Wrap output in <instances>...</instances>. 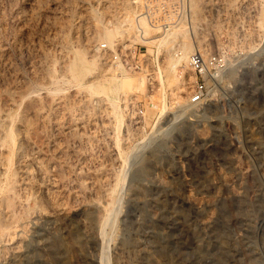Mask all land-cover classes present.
Listing matches in <instances>:
<instances>
[{"label":"rangeland","instance_id":"1","mask_svg":"<svg viewBox=\"0 0 264 264\" xmlns=\"http://www.w3.org/2000/svg\"><path fill=\"white\" fill-rule=\"evenodd\" d=\"M210 3L161 37L144 16L138 37L131 14L115 50L99 48L74 75L75 52H95V18L112 26L131 0H0V187L11 185L0 192V264H264V0H218L226 19L203 17ZM236 34L241 57L190 103L194 78L178 69V85L166 59L184 42L215 48ZM135 42L147 46L141 66H123L132 82L111 104L90 85L119 73L109 54ZM144 94L168 106L157 121ZM122 242L135 245L128 263Z\"/></svg>","mask_w":264,"mask_h":264},{"label":"built area","instance_id":"2","mask_svg":"<svg viewBox=\"0 0 264 264\" xmlns=\"http://www.w3.org/2000/svg\"><path fill=\"white\" fill-rule=\"evenodd\" d=\"M214 1L215 4H212ZM211 2L205 8H203V13L201 14L205 18H220L226 19L229 14L225 6L218 3V0H207ZM131 4L137 13V27L136 34L138 37H144L143 28L138 20L139 16H144L148 23L155 30L154 35L156 37H161L166 33L172 25L180 22L187 21L191 22L193 18L191 15L190 2L189 0H131ZM197 19L194 17V23ZM238 36V38H237ZM244 39V37H243ZM244 41H242V35L236 34V36L231 37V39L224 40L221 44H213L203 46L202 49L192 52L187 59V69L192 73L194 78L189 84L188 90V100L190 103H198L204 100L208 93L210 85L214 81L218 80L223 72L227 71L233 65V62L237 61L242 54L244 49ZM100 49L105 51L108 49V45L105 42L100 44ZM144 49L147 50V46L135 42L132 47L123 49L119 44L116 46V51L109 54L107 58V63L115 68L118 65H123L126 67H136L141 66L139 62V57L136 53ZM132 53L134 57L132 58ZM138 53V54H139ZM155 54L151 55V58H155ZM160 57V56H159ZM131 115L134 113V119L137 121L143 116V110L141 108H136L134 111L131 110Z\"/></svg>","mask_w":264,"mask_h":264},{"label":"bare ground","instance_id":"3","mask_svg":"<svg viewBox=\"0 0 264 264\" xmlns=\"http://www.w3.org/2000/svg\"><path fill=\"white\" fill-rule=\"evenodd\" d=\"M189 2H190V9H191V13H193L194 15L196 14V13H198V10H199V6H200V0H189ZM119 8V7H118ZM120 11H121V15H122V19H118L117 20V22L118 23H116V24H113V22H112V26H109V25H105V24H107V23H103V21L102 20H100V17H96L95 18V29H96V36L94 37V41H96V44L94 45V54L92 55V59H89V60H86L87 58L85 57V53L84 52H75V57H74V59L72 60V62L69 64V67L68 68H70V71L72 72V74H74V75H78L79 73H81L83 70H85V69H90V67H92V66H94L93 65V63L92 62H94L95 63V61H97L98 60V58H100V56H102V54H101V52L99 51V48H100V44L102 43V42H105L108 46H109V48L112 50H115V47H114V42H115V40H118V39H115L116 37H117V35H120L121 36V34H124L123 32H124V30L126 29V28H130V27H133L134 26V18L132 19V18H130V15L131 14H135V16H138L140 13H137L134 9H132L131 7H130V5L129 6H123V7H121L120 9H118L117 10V12L118 13H120ZM124 11V12H123ZM193 14H192V16H193ZM94 15V14H93ZM118 18V17H117ZM143 22H144V24H146V21H144V20H142ZM94 22H93V24H94ZM186 23V21H184V22H178V23H176V24H174V25H172L171 26V28L170 29H177V28H181V27H183V25ZM141 24V23H140ZM147 25H148V23H147ZM149 26V28H150V25H148ZM152 27V26H151ZM147 28V27H146ZM189 28H191V24H190V26H189ZM132 29V28H131ZM169 29V30H170ZM193 29H195V28H193ZM128 30V29H127ZM125 37V36H124ZM131 38V37H130ZM115 39V40H114ZM161 39V38H160ZM97 41H100L99 43V45L97 44ZM160 41V40H159ZM183 42V41H182ZM160 46V45H159ZM157 47V46H156ZM176 49V48H175ZM198 50V46L196 45V44H192V43H190V42H184V43H182L181 45H179V48H178V50L176 51V53H172L171 55H169V57H168V59H166V63H167V65H166V68H167V70L169 69L170 71H171V73H172V76L175 78V80H176V82H177V84L178 85H180L182 82H181V79H178L177 78V76H176V72H177V70L179 69L180 70V74H181V76L180 77H183L184 78V75H185V73H188L189 75L191 74V76H192V73L189 71V69H187L188 67H187V59H188V56L192 53V52H194V51H197ZM158 51V50H157ZM96 55H97V57H96ZM71 61V60H70ZM96 64V63H95ZM114 67V66H113ZM118 68H119V70H120V72L118 73L117 72V74H115V75H113V76H111L108 80H102V79H100V78H98V77H96L93 81H92V83H91V87L92 88H100L101 90H103L104 92H106L107 93V96L108 97H110L111 99L113 98V94L117 91V90H120L124 85H126V84H130L131 82H132V78H130L129 76L130 75H128L126 72V69H125V67H123V65H118L117 66ZM97 68V67H96ZM117 69V68H116ZM115 70V69H114ZM158 78H159V81H160V85H161V89H163L164 90V86H165V82H166V79H165V77H164V74H163V71H162V69H161V66L159 65L158 66ZM115 72V71H114ZM168 72V71H167ZM130 74V73H129ZM184 74V75H183ZM187 74V75H188ZM143 78V77H142ZM188 78V77H187ZM179 82V83H178ZM175 84V83H174ZM132 85V84H131ZM177 85V88L178 89H180L181 87V85L180 86H178ZM174 87H175V85H174ZM173 87V88H174ZM124 88H125V86H124ZM142 88H143V85H142V82L140 81V79H138L137 81H135V84H134V86H133V89L135 90V91H141L142 90ZM175 90H176V88H175ZM175 90H173V92L175 91ZM177 91V90H176ZM175 94H177V92L175 93ZM179 94V93H178ZM148 95V94H147ZM146 94H144L143 96H144V98H146V103H147V105L149 106V105H154L155 107H156V112H157V116H156V121H157V118L159 119L164 113H165V110L168 108V106L166 105V103H165V101L164 100H159V101H154V98L152 97V96H147ZM173 96H175V95H173ZM176 97H178V95L176 96ZM114 103V100L112 99L111 100V104H113ZM115 105V104H114ZM117 107V106H116ZM119 109V108H118ZM121 110H117V114L115 115V119H116V123L120 126V124L123 122V115L121 114V112H120ZM155 122V121H154ZM153 125V124H152ZM11 128V127H10ZM153 128V127H152ZM13 129V128H12ZM11 129V130H12ZM10 130V131H11ZM17 133V132H16ZM13 136L14 135H12V132H10L9 133V137H10V139H12V140H14L13 139ZM7 138V137H6ZM1 141V140H0ZM14 142H15V140H14ZM10 143V142H9ZM13 144V143H12ZM14 145V144H13ZM6 146V145H5ZM10 147V146H9ZM12 153V152H11ZM3 154V153H2ZM5 156V155H4ZM3 156V157H4ZM11 156V155H10ZM8 157H9V155H8ZM10 158V157H9ZM8 158V159H9ZM4 159V158H3ZM4 161V160H3ZM9 161H10V159H9ZM11 163V162H10ZM13 163V162H12ZM9 164V163H8ZM4 166V165H3ZM7 167H10V165H8ZM10 169V168H9ZM16 171V170H15ZM10 172V171H9ZM11 173V172H10ZM10 176L12 175V174H9ZM7 176V175H6ZM9 176V177H10ZM8 177V178H9ZM10 179V178H9ZM11 183V182H10ZM7 184L8 183H6V185H4V187H0V192H4L5 190H6V188H7ZM9 185V184H8ZM9 186H11V185H9ZM7 192V191H6ZM141 193V192H140ZM11 196V195H10ZM9 197V196H8ZM10 198L11 197H9L8 199H7V206L9 207V205H11V207H12V205L13 204H11L10 203ZM3 200V199H2ZM1 203H0V206L2 205V202H5L4 200L3 201H0ZM5 206V205H4ZM114 207V205H110L109 206V212H112L113 213V210H112V208ZM6 207V206H5ZM108 207V206H107ZM9 209V208H8ZM14 209H15V207H14ZM15 211V210H14ZM15 213V212H14ZM14 213H12V214H14ZM111 214V213H110ZM14 215H16V213L14 214ZM14 215H12V216H14ZM2 216V215H1ZM1 216H0V228H3V225L5 224V223H3L2 222V219H1ZM109 217V216H108ZM109 218L106 220V221H104V225L106 224V223H108L109 221ZM6 227V226H5ZM7 228V227H6ZM100 235L101 236H103V234H102V231L100 232ZM103 239H104V237H103ZM73 250L74 249H69V253H71V254H74V252H73ZM129 250H132V251H135V245H134V243L133 242H122L121 243V246H120V256H121V258L123 259V262H127L128 263V260H126V257H127V255H126V253L129 251ZM149 254V253H148ZM75 255V254H74ZM136 255H139V254H137L136 253ZM132 256V255H131ZM143 256V255H142ZM70 257V256H69ZM119 257V256H118ZM75 258V257H74ZM128 258V257H127ZM146 259H147V257H146ZM119 260V259H118ZM132 262H133V264H139V258L137 257V256H135L134 257V259L132 260ZM142 262H143V260H142ZM146 263V262H145ZM80 264V263H79ZM121 264V263H120ZM147 264H156V262L154 261V259L153 258H149L148 260H147ZM159 264V263H158Z\"/></svg>","mask_w":264,"mask_h":264}]
</instances>
